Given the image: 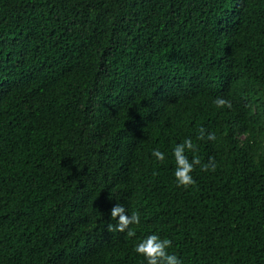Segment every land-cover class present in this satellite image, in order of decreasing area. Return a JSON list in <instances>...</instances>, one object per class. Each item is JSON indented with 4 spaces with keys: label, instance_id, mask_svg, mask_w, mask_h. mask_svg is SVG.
Here are the masks:
<instances>
[{
    "label": "trees",
    "instance_id": "obj_1",
    "mask_svg": "<svg viewBox=\"0 0 264 264\" xmlns=\"http://www.w3.org/2000/svg\"><path fill=\"white\" fill-rule=\"evenodd\" d=\"M186 137L217 166L178 186ZM152 232L264 264V0H0V264H146Z\"/></svg>",
    "mask_w": 264,
    "mask_h": 264
},
{
    "label": "clouds",
    "instance_id": "obj_2",
    "mask_svg": "<svg viewBox=\"0 0 264 264\" xmlns=\"http://www.w3.org/2000/svg\"><path fill=\"white\" fill-rule=\"evenodd\" d=\"M214 104L217 108H230L231 102L223 97H216ZM215 140L216 136L214 132L205 133L203 127L199 130V136L197 139ZM196 145L193 143L191 137H186L182 142L175 143L171 149V155L175 160L174 178L178 186H188L194 183L192 172L194 166L200 165L201 170H215L216 161L214 158L209 157L206 163H202L198 157L189 159L187 153L194 152ZM151 155L155 157L157 161L165 160V153L159 149H153ZM110 217L117 220L116 230L125 232L127 229V235L133 236L135 233L129 229L131 224H139L140 216L137 212L129 214L126 212L123 204L116 203L110 209ZM171 240L167 238H160L155 232L149 233L140 239L135 244V252L143 256L146 264H182L181 259L174 253H170L167 249L171 246Z\"/></svg>",
    "mask_w": 264,
    "mask_h": 264
}]
</instances>
